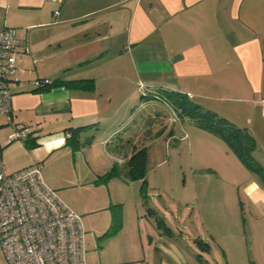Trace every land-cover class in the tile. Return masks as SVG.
<instances>
[{"label":"crops","instance_id":"crops-1","mask_svg":"<svg viewBox=\"0 0 264 264\" xmlns=\"http://www.w3.org/2000/svg\"><path fill=\"white\" fill-rule=\"evenodd\" d=\"M4 28L17 30L20 78L10 114H0L5 173L39 165L45 185L67 198L66 190L94 181L90 166L72 161L83 138L115 161L119 137L128 147L147 132L146 118H160L150 95L172 91L245 130L264 165V0H0ZM44 79L93 87L35 91ZM11 123L27 127L37 146L9 142ZM122 155L125 163L130 153ZM242 184L257 212L245 231L249 264H264V187L253 175Z\"/></svg>","mask_w":264,"mask_h":264},{"label":"rangeland","instance_id":"rangeland-1","mask_svg":"<svg viewBox=\"0 0 264 264\" xmlns=\"http://www.w3.org/2000/svg\"><path fill=\"white\" fill-rule=\"evenodd\" d=\"M160 105V118H146L147 132L141 139L127 147L118 138L115 161L83 138L72 161L77 167H91L93 183L66 190L67 198L55 191L81 221L86 264L253 262L254 249L245 231L257 212L242 183L253 175L264 187V180L251 173L224 140H213L195 118L179 117ZM148 109L137 110L138 116H146ZM141 148L147 156L144 183L127 178V166L120 163L121 154L129 152L131 157ZM115 165L118 174L107 177ZM116 215L120 229L105 236ZM0 264H7L1 246Z\"/></svg>","mask_w":264,"mask_h":264},{"label":"built area","instance_id":"built-area-1","mask_svg":"<svg viewBox=\"0 0 264 264\" xmlns=\"http://www.w3.org/2000/svg\"><path fill=\"white\" fill-rule=\"evenodd\" d=\"M16 43V29L0 31V114L7 116L10 87L20 82ZM47 83L36 81L34 85ZM28 137L27 127L11 123L9 142H23ZM41 169L33 165L5 173L0 145V246L5 260L7 264H86L81 221L45 185Z\"/></svg>","mask_w":264,"mask_h":264},{"label":"trees","instance_id":"trees-1","mask_svg":"<svg viewBox=\"0 0 264 264\" xmlns=\"http://www.w3.org/2000/svg\"><path fill=\"white\" fill-rule=\"evenodd\" d=\"M37 81H48V80H37ZM92 80H72V81H64V80H54L48 81V83L44 86L38 87L35 85L37 90H45L50 87L56 86H65L68 88H74L79 90H91L92 89ZM145 95L142 96V98ZM153 97V98H152ZM187 95H182L177 92H165V95H157L154 94L148 100H156L162 102L168 106H171L176 115L179 117L188 116L196 119L198 126L202 129L209 131L210 133L220 137L224 140L230 150L237 156V158L242 162L245 167L253 174L260 176L262 180H264V165L256 162L252 153L256 148V144L254 139L249 136V134L229 121L218 117L214 113L203 111L197 105L191 106V102L187 99ZM189 107V108H188ZM74 132L72 133V135ZM30 135V133H29ZM72 135L70 137H72ZM28 139V138H27ZM24 141L27 143L26 145L33 148L37 146L35 140H27ZM88 140V139H87ZM23 141V142H24ZM146 149L141 148L133 152L132 156L124 163L127 166L126 176L130 180H138L145 182L146 175ZM118 174V169L116 165L111 169L110 172L106 174V176L111 177ZM106 177V178H107ZM120 220L119 216H113L110 222V225L105 233L107 235L115 234L118 229H120ZM252 264V263H251Z\"/></svg>","mask_w":264,"mask_h":264}]
</instances>
